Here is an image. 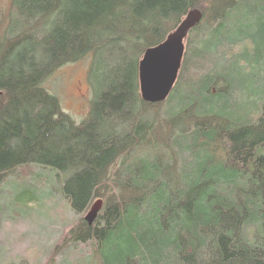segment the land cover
Masks as SVG:
<instances>
[{
	"label": "trees",
	"instance_id": "16d2710c",
	"mask_svg": "<svg viewBox=\"0 0 264 264\" xmlns=\"http://www.w3.org/2000/svg\"><path fill=\"white\" fill-rule=\"evenodd\" d=\"M11 7L26 30L0 50L8 213L21 217L54 194L75 215L99 201L93 224L68 236L87 247L85 264H264V0ZM192 9L202 20L184 42L174 87L164 103L146 104L142 54ZM87 58L89 110L75 124L44 86Z\"/></svg>",
	"mask_w": 264,
	"mask_h": 264
},
{
	"label": "rangeland",
	"instance_id": "374dc122",
	"mask_svg": "<svg viewBox=\"0 0 264 264\" xmlns=\"http://www.w3.org/2000/svg\"><path fill=\"white\" fill-rule=\"evenodd\" d=\"M12 13L11 0H0V50H7L4 41L8 43V39L26 30L20 18L15 19ZM15 49L8 47V50ZM240 51L237 48L234 53ZM87 59L57 69L44 86L59 99L62 109L75 124H80L89 110L86 74L90 61ZM162 109L163 106L157 108L158 111ZM8 181L14 183L13 180ZM8 181L0 188V256L10 262L23 259L29 264H85L89 258L87 247L71 242L68 236L73 228L85 222L84 218L92 209L99 207L100 212V202L92 201L87 210L75 215L54 194V197H41L36 205H29L21 217L11 216L5 205L11 202L5 195L10 190ZM29 187L34 188L33 184Z\"/></svg>",
	"mask_w": 264,
	"mask_h": 264
},
{
	"label": "water",
	"instance_id": "95a60500",
	"mask_svg": "<svg viewBox=\"0 0 264 264\" xmlns=\"http://www.w3.org/2000/svg\"><path fill=\"white\" fill-rule=\"evenodd\" d=\"M202 20V13L192 9L186 13L176 29L159 45L146 49L138 63V88L141 100L146 104H162L169 97L180 69L184 54V42ZM100 207H101V203ZM98 204V205H99ZM99 207L92 209L84 221L90 226Z\"/></svg>",
	"mask_w": 264,
	"mask_h": 264
}]
</instances>
